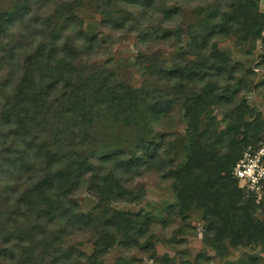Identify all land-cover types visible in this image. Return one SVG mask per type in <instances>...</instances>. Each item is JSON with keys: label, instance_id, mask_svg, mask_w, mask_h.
<instances>
[{"label": "trees", "instance_id": "obj_1", "mask_svg": "<svg viewBox=\"0 0 264 264\" xmlns=\"http://www.w3.org/2000/svg\"><path fill=\"white\" fill-rule=\"evenodd\" d=\"M12 1L8 10L0 9L2 257L15 258V264H65L66 261L100 264L101 257L113 246L132 247L139 244V239H145L142 247L153 258L148 226L152 218L141 211L132 213L111 206L118 202H137V193L123 183L136 161L114 152L97 159V169L89 158L74 152L62 155L59 150L67 128L72 125L77 132L85 134L93 117H98L97 113L113 122L144 129L141 132L144 136L151 135L150 124L163 110L164 96H173L181 103L188 141L181 164L175 169L169 165L165 171L172 178L171 186L179 203L175 209L171 208L170 214L181 217L188 209L201 210L205 222L202 241L215 248L216 253L223 251L224 240L232 247L259 244L264 251V208L260 202L254 203L253 194L239 187L230 174L241 152L257 144L264 124L244 100L226 99L224 129L216 131L209 115L211 107L220 105V98L213 96L217 79L211 82L209 90L206 88V81L218 77L228 64L227 53L217 48L220 41L229 38L237 43L260 41L262 53L256 67H264V11L259 10V0H94L103 16L109 15L110 8L105 6L110 5L136 8L137 19L143 18L147 11L151 15L159 13L169 26L155 29L148 25L144 33L153 39L172 38L179 42L182 34L187 36L188 50L182 48L175 56L181 60L167 71L158 70L154 62H149L150 74L167 77L168 93L146 87L115 89L110 83L96 85L89 74L82 79L77 76L79 83L74 86L71 61L77 50L75 45L61 41L62 28H56L51 17L43 18L44 22L40 18L41 26L37 28L36 17L29 16L30 10L22 9L17 0ZM45 1L23 0L22 4L39 5ZM55 1L59 4L54 11L60 17L65 2ZM181 8L192 9L195 20L183 28L176 23V17L181 20ZM118 13V25L134 19L123 8ZM55 14L53 18L57 17ZM17 28L21 32L13 36L11 33ZM44 28L49 31L48 38L43 35ZM81 35L84 42L95 41L94 36ZM4 36L8 37L6 41L1 38ZM24 40L28 47L16 55L23 50L21 41ZM186 51L194 53L195 60L184 61L182 56ZM208 61L211 63L205 68ZM237 69L243 75L235 81L245 88L250 82V76L248 80L245 78L246 71L252 73L242 71L241 67ZM189 76L196 79V88L184 92L181 84ZM152 141L141 142L138 147L152 150ZM150 158L153 163L164 165ZM81 191L97 200L95 207L86 213L71 200L74 193ZM261 197L264 200V190ZM258 209L261 218L255 215ZM80 227L90 230L82 234L83 241L92 246L89 254L66 244L68 235ZM15 250L17 255L13 253ZM154 259L158 264H171L166 255ZM117 262L130 264L125 257H119Z\"/></svg>", "mask_w": 264, "mask_h": 264}, {"label": "rangeland", "instance_id": "obj_2", "mask_svg": "<svg viewBox=\"0 0 264 264\" xmlns=\"http://www.w3.org/2000/svg\"><path fill=\"white\" fill-rule=\"evenodd\" d=\"M22 1L17 0L22 9L30 10V17H36L34 19L37 28L41 26L38 22L40 18L44 22L43 18L51 17L53 25L62 28L61 41H69L75 45L77 50L73 52L71 61L74 86L79 83L77 76L82 79L89 74L96 85L110 83L109 86L115 89L129 86L139 90L146 87L168 93L167 77L150 74L149 62H154L158 70L167 71L174 62L181 60L176 59L175 56L182 48L187 49L188 38L182 34L180 41L175 42L172 38L153 39L146 31L144 33L148 25L155 29L158 26H163L162 28L169 26L166 21L161 20L159 13L151 15L147 11L143 18L137 19L134 15V12H137L136 8L110 5L105 6L106 9L110 8L109 15L103 16L94 0H63L65 4L61 9V16L58 17L54 10L59 1L46 0L39 5L35 2L25 5ZM12 4V0H0V9L8 10ZM258 7L260 11H264V0H259ZM121 8L132 13L134 18L124 25H118L120 19L118 11ZM53 14L57 17L53 18ZM180 14H182L181 20L176 17V23L182 28L187 22L195 21L190 8H181ZM18 32L21 31L17 28L11 34L16 36ZM48 32L47 28L43 29L46 38ZM35 33H38V29ZM81 34L94 36L95 41L92 39L90 43L84 42ZM1 38L3 41L8 39L7 36ZM26 44L27 40L21 41L23 50L21 49L16 55L26 50L28 47ZM217 48L227 53L228 64L224 71L217 74L218 77L206 81L207 90L210 89L211 82H216V79L218 81V86L214 84L213 96L220 98V105L211 107L209 115L213 119L215 130L221 132L224 129L226 119H224L223 104L226 99L234 102L244 100L254 115L259 114V119L264 124V67H256L259 55L262 53L260 41L254 44L237 43L233 38H229L218 42ZM186 52L187 54L182 56L184 61L195 60L194 53ZM19 58L20 56L14 60ZM209 63L211 62L208 61L205 68ZM238 67H241L242 71L250 70L252 73L246 71L245 78L248 80L250 76V82L248 80L245 88H241V83L235 81L243 75ZM1 72L4 74L5 70ZM196 83V79L189 76L181 86L184 92H190L195 90ZM84 88L83 86L82 89ZM161 101L164 108L157 119L150 124L151 135L144 136L141 134L144 133V129L123 122H113L97 113L95 116L98 117H93L85 134L77 132L76 127L71 125L62 138L64 144L59 150L60 154L67 155L73 152L80 154L95 162L97 169L96 160L114 152L126 154L136 161L132 171L123 179V183L128 189L137 193V202H118L112 203L111 206L132 213L141 211L147 214L149 219L152 218L153 222L148 226L152 234L149 239L153 244L154 257L151 258L149 250L142 247L145 246L146 240L139 239V244L132 247L120 244L113 246L101 257L99 263L124 264L118 263L117 260L119 257H125L130 260V264H158L154 258L166 255L171 264H264V251L259 244L250 243L246 246L232 247L227 240H224L223 251L219 253H216L215 248L204 244L202 238L205 222L201 210L188 209L181 217L170 214L171 208L175 209L179 203L171 186L172 178L165 171L169 165L171 169H175L181 164L184 160L183 148L188 141L184 131L186 125L181 103L175 101L173 96H164ZM149 140L154 142L152 150L146 149V146L144 150L138 147L141 142L147 144ZM214 148L218 146L215 145ZM150 157L164 165L153 163ZM261 196L254 203L260 202L264 208V200ZM71 200L78 204L82 213L92 210L97 203L94 196L84 191L74 193ZM260 209L255 213L258 218H261ZM84 231L86 234L90 232L84 227H80L77 232L74 230L66 238V244L84 254H89L92 246L83 241ZM3 246L0 241V264H15V258L2 257ZM13 253L17 255L18 251L15 250ZM65 264L69 263L66 261Z\"/></svg>", "mask_w": 264, "mask_h": 264}, {"label": "built area", "instance_id": "obj_3", "mask_svg": "<svg viewBox=\"0 0 264 264\" xmlns=\"http://www.w3.org/2000/svg\"><path fill=\"white\" fill-rule=\"evenodd\" d=\"M230 174L238 186L253 194L257 202L264 190V130L254 146H247L234 162Z\"/></svg>", "mask_w": 264, "mask_h": 264}]
</instances>
